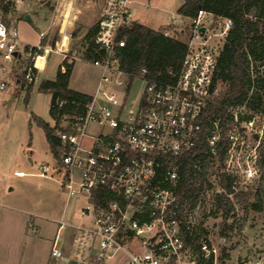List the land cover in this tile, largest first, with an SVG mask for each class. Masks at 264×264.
Returning <instances> with one entry per match:
<instances>
[{
	"label": "built area",
	"instance_id": "1",
	"mask_svg": "<svg viewBox=\"0 0 264 264\" xmlns=\"http://www.w3.org/2000/svg\"><path fill=\"white\" fill-rule=\"evenodd\" d=\"M6 2L14 5L21 0ZM130 4L131 0H103L92 39L95 58L89 62L100 71L99 80L81 112L62 116L55 132L59 161L41 166L38 174L55 175L67 200H82L79 224L62 218L56 222L49 261L110 264L122 258L116 264H208L212 259L213 264L218 247L196 231L190 201L178 202L180 176L171 161L196 146L204 113L220 99L217 57L231 21L214 20L200 11L189 20L179 70H169L166 79L158 80L145 78L142 69L130 81L119 69L124 32L135 23ZM15 21L0 9V92L8 80L16 88L21 82L26 87L36 81L44 34L38 35L36 46H21ZM179 23L173 20V31L165 30L163 37L176 39ZM135 80L142 81L144 89L128 103ZM244 83L240 103L221 105L223 115L207 119L204 149L191 170L197 178L200 160L207 169L213 167L211 185L229 204L236 192H264L263 54L257 60L247 55ZM56 106L61 109L63 102ZM221 176L227 190L221 187ZM212 203L216 208L217 201ZM63 231L72 234L69 256L61 247Z\"/></svg>",
	"mask_w": 264,
	"mask_h": 264
},
{
	"label": "rangeland",
	"instance_id": "2",
	"mask_svg": "<svg viewBox=\"0 0 264 264\" xmlns=\"http://www.w3.org/2000/svg\"><path fill=\"white\" fill-rule=\"evenodd\" d=\"M181 1L131 0L130 12L135 22L155 29L176 18ZM102 4L103 0H21L7 14L18 19V38L24 45L36 46L39 32L46 33L40 40L36 81L30 91L27 92L22 82L16 88L8 80L6 89L0 92V173L5 174L0 177V195L8 196L6 201L0 200V264H46L50 242L57 230L54 222L62 218L65 223L77 225L81 221L78 212L82 200L72 198L66 204L58 178L38 176L41 166H53L57 159L34 119L52 126L50 95L40 93L38 88L43 81L54 80L63 55L69 63L74 62L71 88L91 94L95 90L100 71L85 60L84 54L88 44L86 34L97 23ZM20 5L24 9L22 13L17 11ZM27 14L32 23L24 20L23 15ZM187 26L189 22L184 20L175 27L176 39L183 43L188 37ZM165 28L173 31L172 26L159 31ZM54 41L56 48H52ZM218 86L221 89L220 83ZM143 89V82L135 80L128 103H134ZM17 170L32 176L17 179L14 176ZM213 173L214 168L209 167L197 181L196 187L201 190L194 194L192 210L196 231L218 247L213 264H264V192L248 189L233 194L225 221L226 227L231 228L223 231V213L212 203L217 201L215 187L211 185ZM255 205H260L259 210L252 208ZM18 208L24 209L35 225L41 226V231L37 233L32 228L26 237H19L18 214L12 211ZM67 234V231L61 233V243ZM120 260L116 258L110 264Z\"/></svg>",
	"mask_w": 264,
	"mask_h": 264
},
{
	"label": "trees",
	"instance_id": "3",
	"mask_svg": "<svg viewBox=\"0 0 264 264\" xmlns=\"http://www.w3.org/2000/svg\"><path fill=\"white\" fill-rule=\"evenodd\" d=\"M13 8V4L0 0V9L4 15ZM200 11L212 15L214 20H230L231 28L224 38L217 57L215 81L222 85L220 99L204 113L203 130L196 146L171 161L177 167L180 176L177 185L178 202L181 204L184 200L190 201L191 207H194L193 203L195 204L194 194L201 190L200 187H196V183L207 171L208 164L203 160H200L202 172L197 178L193 177L191 171L194 160L199 158V153L204 149L206 121L217 114L223 115L221 105H235L243 100L247 55L255 60L264 55V0H183L177 15L192 20ZM96 29L97 23L86 34L88 44L84 58L89 62L95 58L92 39ZM165 30L168 29L153 31L135 22L124 32L126 39L124 47L119 50V69L128 75L130 81L139 77L142 69L146 71L145 78L158 80L166 79L169 70L173 72L179 70L186 52L185 42L163 37L162 33ZM52 48H56V41L52 43ZM39 54L40 52L37 53ZM62 67L64 72H61ZM72 68L73 63L64 60L54 80L43 81L38 88L40 93L50 95L49 116L55 126L51 127L39 119H34V123L42 129L51 153L57 161H59V142L55 132L59 128L62 116L81 112L83 105L89 100L88 95L68 88ZM31 86H26L27 92L30 91ZM57 102H63L61 109L57 108ZM226 182L225 176H221L220 184L223 190L228 189ZM252 208L259 210L260 205ZM216 209L223 213L222 230L231 228L225 225L231 205L223 194L217 196ZM208 264H212V259Z\"/></svg>",
	"mask_w": 264,
	"mask_h": 264
},
{
	"label": "crops",
	"instance_id": "4",
	"mask_svg": "<svg viewBox=\"0 0 264 264\" xmlns=\"http://www.w3.org/2000/svg\"><path fill=\"white\" fill-rule=\"evenodd\" d=\"M182 3H183V0L181 1V3H180V5H179V7L182 5ZM179 7L176 9V18L175 19H179V20H181L182 22H184V20L185 21H188L189 22V20L188 19H184V18H181L180 16H178L177 15V10L179 9ZM17 11L18 12H24V9L21 7V5L20 6H18L17 7ZM28 16H29V19H30V22L29 23H32V18H31V16L29 15V14H27ZM23 16H26V15H23ZM175 19H172L171 21H168L167 23H165V24H163V25H161V26H159L158 28H155V29H153V28H150V27H148V26H144V25H142V24H140L139 22H137L136 21V23H138V24H140V25H142V26H144V27H146V28H148V29H150V30H153V31H157V30H159L160 28H164V27H168V26H170L171 25V23H172V21L173 20H175ZM18 20V19H17ZM16 20V21H17ZM15 21V22H16ZM40 33H43L44 35H45V33L46 32H39V34ZM38 34V35H39ZM20 42V45L21 46H28V45H24L23 44V42L24 41H19ZM64 60H68L67 59V57L66 56H64L63 55V61ZM74 60H77V59H74ZM79 61V60H78ZM68 62V61H67ZM69 63V62H68ZM70 63H73V68H72V71H71V75H70V79H69V83H68V88L70 89V90H72V91H75V92H78V93H81V94H85V95H88V96H90V95H92L91 93H86V92H84V91H82V90H80V89H72L71 88V78H72V74H73V70H74V62H70ZM97 85V84H96ZM96 88V87H95ZM94 92V91H93ZM14 172H19V173H22L23 174V177H16L15 176V178H17V179H23V178H26V177H29V176H32V175H29V174H26V173H24V172H22V171H19V170H17V171H14ZM1 176H5V174L4 173H0V177ZM10 192H11V189L9 190ZM8 199V196H6V194H3V195H0V200H2V201H6ZM67 202H68V200L66 199V204H67ZM6 206V205H5ZM6 208H8V207H6ZM16 210V211H15ZM15 210H12V211H14V212H16L17 214H18V224H19V230H18V232H17V234H18V236L20 237V236H25L26 237V234L29 232V231H31V229L32 228H35L36 229V232L38 233L39 231H41V226H36L35 225V222H34V220H32L31 219V217L28 215V213L24 210V209H21V208H18V209H15ZM29 217V218H28ZM56 222L57 221H55L54 222V224L56 225ZM22 232V233H21ZM35 234V233H34ZM55 235H56V232H55V234H54V236H53V238L51 239V242H50V246H49V252H50V248H51V245H52V242H53V240H54V238H55ZM67 237L65 238V240H64V242H66L65 244H64V242H62V244H61V247H62V249H63V253L66 255V256H69V254H70V247H71V236H72V234L71 233H69V234H67L66 235ZM49 252H48V255H47V262H46V264H50L51 262L49 261ZM51 264H55V263H51ZM59 264H74L73 262H60ZM260 264V263H259Z\"/></svg>",
	"mask_w": 264,
	"mask_h": 264
},
{
	"label": "water",
	"instance_id": "5",
	"mask_svg": "<svg viewBox=\"0 0 264 264\" xmlns=\"http://www.w3.org/2000/svg\"><path fill=\"white\" fill-rule=\"evenodd\" d=\"M24 20L27 22H30V19L28 16H24ZM200 32H204V28H200Z\"/></svg>",
	"mask_w": 264,
	"mask_h": 264
},
{
	"label": "bare ground",
	"instance_id": "6",
	"mask_svg": "<svg viewBox=\"0 0 264 264\" xmlns=\"http://www.w3.org/2000/svg\"><path fill=\"white\" fill-rule=\"evenodd\" d=\"M38 59V58H37ZM37 59H36V61H37Z\"/></svg>",
	"mask_w": 264,
	"mask_h": 264
}]
</instances>
